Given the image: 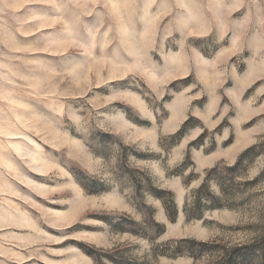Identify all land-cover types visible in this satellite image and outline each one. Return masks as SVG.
<instances>
[{"label":"rangeland","instance_id":"1","mask_svg":"<svg viewBox=\"0 0 264 264\" xmlns=\"http://www.w3.org/2000/svg\"><path fill=\"white\" fill-rule=\"evenodd\" d=\"M0 264H264V0H0Z\"/></svg>","mask_w":264,"mask_h":264},{"label":"trees","instance_id":"2","mask_svg":"<svg viewBox=\"0 0 264 264\" xmlns=\"http://www.w3.org/2000/svg\"><path fill=\"white\" fill-rule=\"evenodd\" d=\"M217 200H220V199H217Z\"/></svg>","mask_w":264,"mask_h":264},{"label":"snow or ice","instance_id":"3","mask_svg":"<svg viewBox=\"0 0 264 264\" xmlns=\"http://www.w3.org/2000/svg\"><path fill=\"white\" fill-rule=\"evenodd\" d=\"M85 38H87V37H85Z\"/></svg>","mask_w":264,"mask_h":264},{"label":"clouds","instance_id":"4","mask_svg":"<svg viewBox=\"0 0 264 264\" xmlns=\"http://www.w3.org/2000/svg\"><path fill=\"white\" fill-rule=\"evenodd\" d=\"M154 146V145H153Z\"/></svg>","mask_w":264,"mask_h":264}]
</instances>
